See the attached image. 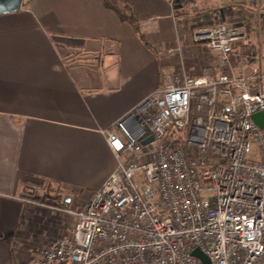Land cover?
<instances>
[{
  "label": "crops",
  "instance_id": "1",
  "mask_svg": "<svg viewBox=\"0 0 264 264\" xmlns=\"http://www.w3.org/2000/svg\"><path fill=\"white\" fill-rule=\"evenodd\" d=\"M111 1L24 0L0 14V264H29L71 233L75 218L60 207L86 201L117 167L106 129L176 75L228 70L190 25L236 24L248 37L234 44L233 71L264 67V20L253 11L254 37L247 3L203 1L210 12L192 19L177 10L194 0ZM118 10L134 13L140 31ZM45 183L60 189L55 205L25 196Z\"/></svg>",
  "mask_w": 264,
  "mask_h": 264
},
{
  "label": "built area",
  "instance_id": "2",
  "mask_svg": "<svg viewBox=\"0 0 264 264\" xmlns=\"http://www.w3.org/2000/svg\"><path fill=\"white\" fill-rule=\"evenodd\" d=\"M247 35L227 22L194 31L228 70L176 75L106 129L117 167L82 204L60 207L71 233L29 264H204L197 247L212 264H264V129L252 119L264 67L232 69Z\"/></svg>",
  "mask_w": 264,
  "mask_h": 264
},
{
  "label": "rangeland",
  "instance_id": "3",
  "mask_svg": "<svg viewBox=\"0 0 264 264\" xmlns=\"http://www.w3.org/2000/svg\"><path fill=\"white\" fill-rule=\"evenodd\" d=\"M203 1H208V0H194V3L189 4L187 6V8H185V7L184 8H180L179 7V10H177L178 11V15L187 14L186 17L192 16V19L193 18H196V17H202V16H204V14H205L206 11H207V13L210 12L209 11L210 10L209 9L210 8V4H207V7H206L202 3ZM184 2H185V0L181 1V3H184ZM113 4H115V2H113ZM119 6L120 7H123V5H121V4H119L118 7ZM177 11H176V13H177ZM259 12H260V9H257L255 11L256 17H258V19H260L259 16H258V13ZM244 15L246 16V20L248 22L247 25L252 28V32L254 33L253 34L254 37H257V34H256L257 33V29H258L257 18L249 10H246L245 13H244ZM213 20L208 21V22H205L203 25H199V24L198 25L197 24L196 25H193L194 26L193 28H192V25H190V27H191L190 30L193 31V33H194V31H196L200 27L210 26V25L216 24V23H218L220 21V20H218L216 18L215 19L213 18ZM231 21H236V19L233 18V19H231ZM178 22H180V21H178ZM189 23H191V22L189 21ZM152 30L155 31L156 29L154 28ZM187 134H188V132L185 133V138H186ZM139 175L141 176L142 173L140 172ZM138 182H141V180H139ZM59 191H60V189H59L58 186L45 183V184H42V185L40 184V185H37V186L36 185H32L30 187V190L27 191L26 194H29L31 197H33V196L39 197V200L41 202L48 203V204H51V205H55L57 199L58 198L59 199L62 198V196L59 195ZM81 202L82 201H78L77 203L78 204H82L83 202L82 203ZM76 206H77L76 203L73 204V207H76ZM69 216L73 219V217L71 215H69Z\"/></svg>",
  "mask_w": 264,
  "mask_h": 264
},
{
  "label": "water",
  "instance_id": "4",
  "mask_svg": "<svg viewBox=\"0 0 264 264\" xmlns=\"http://www.w3.org/2000/svg\"><path fill=\"white\" fill-rule=\"evenodd\" d=\"M23 1L24 0H0V14H6V13H12L18 11L19 9H21L23 5ZM230 2H233L235 4L247 3L248 5H253V6L257 4L260 5L264 4V0H225L224 4L227 5ZM258 14H259L258 16L264 20V12ZM252 119L259 127L264 129V110L254 113L252 115ZM151 140H153L152 136L145 139L143 143L147 144ZM192 254L198 257L204 264H212L210 258L200 248L198 247L195 248L192 251Z\"/></svg>",
  "mask_w": 264,
  "mask_h": 264
},
{
  "label": "trees",
  "instance_id": "5",
  "mask_svg": "<svg viewBox=\"0 0 264 264\" xmlns=\"http://www.w3.org/2000/svg\"><path fill=\"white\" fill-rule=\"evenodd\" d=\"M181 1H183V0H177V2H179V3H181ZM106 5H107L108 7H112V6L110 5V3L108 2V0H106ZM118 13L120 14V17H121L122 20L128 21L129 23H131V24L133 25V27L135 28L136 31H138V32L140 31L134 13H130V14L126 15V14H124L123 12H121V10H118ZM140 37H141L142 40H144V41L146 42V40H145V36H144L141 32H140ZM147 44H148V43L146 42V45H147ZM25 196H26V197H27V196H28V197H31L29 194H25Z\"/></svg>",
  "mask_w": 264,
  "mask_h": 264
},
{
  "label": "flooded vegetation",
  "instance_id": "6",
  "mask_svg": "<svg viewBox=\"0 0 264 264\" xmlns=\"http://www.w3.org/2000/svg\"><path fill=\"white\" fill-rule=\"evenodd\" d=\"M249 11L251 12V13H253V11H256L257 9H260V12L259 13H261V12H264V4H262V5H260V4H257V5H255V6H253V5H249ZM237 9V8H236ZM238 10V12H244V10L242 11L241 9H237ZM248 10V9H247ZM263 10V11H262ZM259 15V14H258Z\"/></svg>",
  "mask_w": 264,
  "mask_h": 264
}]
</instances>
